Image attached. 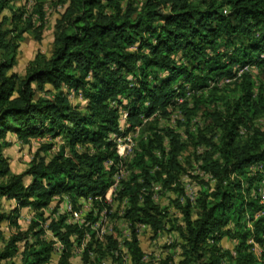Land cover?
Listing matches in <instances>:
<instances>
[{
  "label": "trees",
  "instance_id": "trees-1",
  "mask_svg": "<svg viewBox=\"0 0 264 264\" xmlns=\"http://www.w3.org/2000/svg\"><path fill=\"white\" fill-rule=\"evenodd\" d=\"M15 1L20 0H0V149L9 131L23 142L61 134L65 144L49 160L35 156L26 170L11 175L0 151V177L6 178L0 180V196L16 201L17 207L36 210L64 192L104 196L114 181L119 158L111 135L121 127L138 126L143 137L130 163L134 170L122 181L119 193L127 197L123 216L132 233L125 245L134 263L141 264L134 224L144 223L157 233L164 228L167 214L150 186L159 181L169 187L184 170L179 159L185 148L181 133L160 125L159 118L175 95L182 93H176L181 82L207 87L210 81L232 77L236 64L255 62L263 67L264 0H138L137 4L132 0L125 4L123 0H58L62 10L55 21L51 53L48 57L36 53L24 76L9 72L16 62L17 46L16 35H9L19 22L32 27L36 13L41 21L34 28L39 38L44 11L33 3L29 14L21 8L10 16L3 13ZM241 76L238 98H219L221 107L205 106L201 118L193 121L194 133L206 142L212 140L207 133L217 134L218 143L214 152L202 157L200 169L209 177L203 196L196 198V217L191 216L189 201L179 206L183 224L176 229L182 254L176 264H264V248L256 259L248 242L254 237L264 244V201L260 202L264 125L253 122L264 113V89L254 91L248 72ZM66 87L81 93L83 107L70 102ZM37 90L43 94L35 98ZM183 106L191 124L198 105L189 107L185 100ZM44 147L49 149L51 144ZM108 160L113 162L109 166ZM25 176L31 177L28 184ZM246 210L252 228L241 220ZM5 218L0 213V221ZM230 221L235 222L233 229L226 228ZM36 225L32 220L28 228L11 235L0 247V261L10 259L23 240L22 264H45L52 246L41 238L42 229L34 230ZM49 229L64 245L57 264H69L71 236L78 241L84 230L65 223L64 217L51 219ZM30 232L38 237L36 244L28 242ZM115 232L105 236L103 248L112 255L118 245ZM223 235L238 240L233 250L219 246Z\"/></svg>",
  "mask_w": 264,
  "mask_h": 264
},
{
  "label": "rangeland",
  "instance_id": "rangeland-1",
  "mask_svg": "<svg viewBox=\"0 0 264 264\" xmlns=\"http://www.w3.org/2000/svg\"><path fill=\"white\" fill-rule=\"evenodd\" d=\"M137 4L138 0H132ZM127 0H123L125 4ZM33 3L40 4L44 11V19L42 27L39 29V38L36 37L34 28L41 22L36 13L32 27H27L25 21L19 22L16 30L9 36L16 35L15 42L17 44L15 51L16 62L9 72H15L19 76H24L29 70L31 61L36 53L40 52L45 56H49L52 48L53 34L55 31V21L59 16L62 6L58 0H20L10 3L4 9L3 13L10 16L12 10L21 8L25 14L33 12ZM13 28V25H10ZM234 75L232 77H220L215 81H210L207 87H193L190 83L181 82L182 87L176 90L174 102H170L167 106V112L159 119L160 125L173 127L181 133V137L185 142V148L181 151L180 162L184 166V170L180 173L178 180L170 184L169 187H164L161 182L154 181L150 186L153 192L154 199L164 207L167 211L164 217V228L154 233L153 230L144 223H135L137 234V243L142 251L141 264H176L181 258L182 250L180 246L179 232L176 227L183 224V215L179 206L191 203V216L195 218L198 212V201L196 198L202 197L201 192L204 186L207 185L208 173L200 169L202 157L206 152H214V144L218 143V135L207 133V138L212 139L210 142L202 139L196 130L194 120L201 118V110L208 107H221L219 98L223 97L229 100L238 98L241 94L242 74L248 72V78L254 83L253 89L257 91L259 88L264 89V65L263 67L248 63L244 66L236 64L233 67ZM35 86V84H34ZM49 88V85H45ZM66 93L72 104H80L81 107L85 101L80 92L66 87ZM43 94L37 90L35 98ZM197 97L202 99L197 103ZM186 100L187 106L196 107V115L188 122L185 116L186 106L183 102ZM255 125L261 127L264 125V113L254 117ZM187 130H190L195 135L189 136ZM241 130V134L246 133ZM123 135H129L132 140V148L123 155V158H118L115 164L119 170L114 171V179L120 177L117 186L106 192H109V200L105 198L89 195L91 200H87L85 196H75L67 192L55 195L50 199L49 204L41 209L36 210L30 206L17 207L16 201L0 196V213L8 216L0 221V247L13 234L20 230L28 228L32 220H36L38 225L34 230L42 229L41 238L47 242H51L50 257L45 264H57L60 254L63 251L64 245L55 238L49 229L51 219L64 217V222L68 224H77L78 228L84 230V236L80 240L75 239V235L71 236L73 241L70 247L71 256L69 264H135L131 254L129 253L125 241L131 239V227L124 218V210L126 209L127 197L121 196L119 193L122 181L128 179L134 168L130 166L135 154L138 142L143 137L138 126L130 130L123 129ZM5 142L0 151L6 159L9 171L7 175L21 173L26 170L30 161L35 157H44L49 160L55 152L59 151L64 146V137L60 134L53 137L46 134L42 137L31 138L25 142L20 140L14 132H7L2 139ZM46 144H51V148L44 149ZM69 148L64 147V153L67 154ZM112 161V160H111ZM107 163V161H106ZM262 168V165H260ZM255 170V169H254ZM5 177H0V180H5ZM26 184L31 182L30 176H25ZM213 185V181L210 182ZM178 184V186H177ZM211 185V186H212ZM110 187V186H109ZM194 192V199L191 200L187 195V191ZM210 200V199H209ZM41 212V213H40ZM40 214V215H39ZM242 221H245L246 228H252V220L250 212H244ZM235 222L230 221L226 228H234ZM116 231V232H115ZM111 232L116 233L118 245L113 251V255L109 251H104L105 236ZM37 236L33 232L29 233L28 242L36 244ZM250 238V237H249ZM255 239V238H254ZM249 241V240H248ZM212 242V240L210 241ZM238 240L223 235L219 238L218 244L222 249L233 250ZM257 247L254 248L256 259L260 257L259 249L264 248V244L256 241ZM24 241L18 242L17 252L8 260L0 261V264H22L21 252L23 250ZM37 246V245H36ZM250 246V245H249ZM259 246V247H258ZM251 250L253 248H250ZM85 251L87 256L85 257ZM117 258V259H115Z\"/></svg>",
  "mask_w": 264,
  "mask_h": 264
},
{
  "label": "built area",
  "instance_id": "built-area-1",
  "mask_svg": "<svg viewBox=\"0 0 264 264\" xmlns=\"http://www.w3.org/2000/svg\"><path fill=\"white\" fill-rule=\"evenodd\" d=\"M123 116L125 117L126 116V113H124ZM123 129H124V127H121L120 128V132L114 133V134L111 135L113 141L116 143V152H117L119 158H123L124 157L123 155H127V153H129V151L132 148V140H131V137L129 135H123ZM112 163L113 162L111 160H108L107 163H106V165L109 166ZM256 167L259 168L260 165H258ZM256 167L254 166V169ZM118 170H119V168L116 167V172ZM117 174H118V172H117ZM119 179H120V177L115 178L114 181H113V183L110 185L109 188L112 189L115 186H117ZM108 195H109V192L108 193L105 192L104 196H98V197H101L102 199L105 198L106 200H109V196ZM187 195L189 196V198L191 200H193L194 197H195L194 196V192H192V190L187 191ZM85 197H86L87 200H91V197L89 195L88 196H85ZM93 197L96 198L97 196H93ZM263 201H264V196H262L261 199H260V202H263ZM248 240H249L248 242H249L251 248H253L252 251H255L254 248L257 247V244L255 242L254 237H250ZM262 249H259L258 250L259 253L262 251Z\"/></svg>",
  "mask_w": 264,
  "mask_h": 264
}]
</instances>
